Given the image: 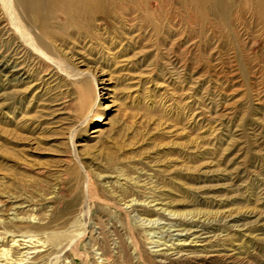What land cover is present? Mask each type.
Instances as JSON below:
<instances>
[{
    "label": "rangeland",
    "instance_id": "1",
    "mask_svg": "<svg viewBox=\"0 0 264 264\" xmlns=\"http://www.w3.org/2000/svg\"><path fill=\"white\" fill-rule=\"evenodd\" d=\"M231 11L229 22L216 11L190 34L199 43L192 67L207 82L189 93L192 108L173 93L180 83L162 85L168 70L158 56L116 74L105 91L101 69L67 57L68 71L46 93L62 103L47 132L37 130L35 117L22 119L39 107L28 104L32 92L0 107V264H264V219L257 220L258 213L264 218V139L252 124L256 96L264 100V0H241ZM114 66L110 58L104 63L105 78ZM228 81L235 92L223 95ZM231 103L220 133L214 113ZM94 129L103 130L99 138ZM214 133L212 153L197 150ZM228 138L237 141L231 151ZM235 157L240 170L229 176L197 172L211 160L225 172ZM231 179V189L219 187ZM150 200L183 221L218 219L208 230L224 255L236 250L235 256L160 263L151 251L168 243L173 226L139 207ZM226 211L242 214L248 233L222 224Z\"/></svg>",
    "mask_w": 264,
    "mask_h": 264
},
{
    "label": "bare ground",
    "instance_id": "2",
    "mask_svg": "<svg viewBox=\"0 0 264 264\" xmlns=\"http://www.w3.org/2000/svg\"><path fill=\"white\" fill-rule=\"evenodd\" d=\"M238 1L241 0H0V107L21 103L26 95L32 92L28 104H39V107L34 115H24L22 119L32 122L33 120L28 117H35L37 130L47 132L58 122L62 109H58L62 103L48 97L47 94L60 72L68 71L64 69L67 57L70 60L74 59L78 65L87 66L89 61L97 71L101 69L98 83L105 91L116 74L128 75L132 66L139 67V64L144 65L148 60L152 62L153 58L158 56L162 60L161 63L164 61L166 64L169 75L162 85L169 87L173 81L180 83L182 90L174 89L173 93L178 95L182 107L192 108L194 102L189 103L190 92L198 91L207 82L204 79L206 75L203 78L202 73L192 67L191 61H194V51L199 43L192 39L190 34L194 26L202 24L203 27L204 22L210 23L211 16L216 11L220 12L219 15L225 22H229L230 12ZM246 1L248 0H244ZM246 5L245 3V7ZM257 12L260 14L258 8ZM109 58L115 66L111 69L113 71L111 78L107 79L104 74L108 71L103 65ZM181 79L185 82H180ZM234 81L225 83L221 91L223 95L234 91L232 90L236 86ZM216 84L220 86V83ZM234 94L230 95L232 101L236 98ZM232 103L226 104L222 112L214 113L215 120L221 127L218 128L220 133L226 128L223 119L230 115L227 111L235 105ZM254 103L252 124L260 126L264 139L262 96L257 95ZM200 113L199 115H202ZM192 122L188 121L190 125ZM102 132L101 129H94L91 134L94 138H99ZM216 134L208 137V142L197 150L212 153L209 142L214 141ZM236 142L230 138L226 139L227 144L231 143L229 151ZM239 159L240 157H235L229 162V167L224 169L225 172L218 168L220 165L218 160L202 164L197 172L205 178L229 176L240 170ZM232 185L233 179L219 187L229 189ZM146 202L141 203L139 207L149 209L154 215L173 226L170 230L167 229L168 243H163V246L151 251L160 263L177 259L187 260L194 255L197 259L201 258V261H211L213 257L220 255L229 259L235 256L236 250H230V253L224 255V251L215 245L216 237L208 230L213 221L218 219L211 222L201 219L183 221L167 213V210L160 207L162 203L158 200H150L147 204ZM18 209L25 212L28 206L22 205ZM257 215V220L261 222L264 219L263 215L261 213ZM243 218L242 214L226 211L219 217V221L234 232L238 231L244 235L248 233L249 224L243 223ZM21 249L23 250V247ZM38 253L36 254L39 256Z\"/></svg>",
    "mask_w": 264,
    "mask_h": 264
}]
</instances>
